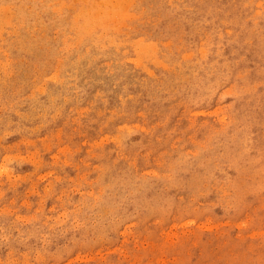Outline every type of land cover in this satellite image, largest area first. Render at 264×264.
I'll return each instance as SVG.
<instances>
[{"label":"rangeland","instance_id":"obj_1","mask_svg":"<svg viewBox=\"0 0 264 264\" xmlns=\"http://www.w3.org/2000/svg\"><path fill=\"white\" fill-rule=\"evenodd\" d=\"M99 1L0 0V264H264V0Z\"/></svg>","mask_w":264,"mask_h":264},{"label":"bare ground","instance_id":"obj_2","mask_svg":"<svg viewBox=\"0 0 264 264\" xmlns=\"http://www.w3.org/2000/svg\"><path fill=\"white\" fill-rule=\"evenodd\" d=\"M100 1H101V0H100ZM100 1H99V2H100ZM105 1H106V0H105ZM110 1L112 2V0H110ZM108 2H109V1H108ZM115 2H119V3H120V0H119V1L116 0ZM124 2H125V1H124ZM101 3H102V2H101ZM119 3H118V4H119ZM128 3H129V2L126 1L125 5H126V4L128 5ZM104 4H105V3H104ZM109 4L111 5L112 3H109ZM118 4H115V5L118 6ZM120 4H121V3H120ZM127 5H126V7L128 8ZM107 6H108V8H109V5H107ZM97 7H98V6H97ZM102 7H103V6H102ZM115 7H116V6H115ZM0 8L5 9V7H0ZM81 8H82V6H81ZM89 8H90V7H89ZM93 8H95V7H93ZM124 8H125V7H124ZM127 8H126V9H127ZM103 9H104V8H103ZM0 10H1V9H0ZM80 10L83 11V9H80ZM84 10H85V8H84ZM91 10H92V8H91ZM91 10L89 9L88 12L91 13ZM93 10H95V9H93ZM107 10H108V9H107ZM111 10H112V9H110L109 11L111 12ZM124 10H125V9H124ZM2 11H3V10H1V12H2ZM85 11H86V10H85ZM85 11H84V13L82 14V16L85 14ZM99 11H100V10H99ZM99 11H98V12H99ZM109 11H108V12H109ZM113 11H114V9H113ZM116 11H117V9H116ZM88 12H87V14H89ZM101 12H102V11H101ZM101 12H100V13H101ZM122 12H123V10H122ZM76 13H77V12H76ZM76 13H75V14H76ZM96 13H97V11H96ZM115 13H116V12H115ZM120 13H121V12H120ZM120 13H119V14H120ZM91 14H92V13H91ZM124 14H125V12H124L123 14L121 13V15H124ZM7 15H8V14H7ZM73 15H74V14H73ZM106 15H107V14H106ZM117 15H118V13H117ZM77 16H79V15L76 14L75 17H77ZM87 16H88V15H86V17H87ZM90 16H91V15H90ZM95 16H96V15L94 14V17H95ZM102 16H103V14H102ZM104 16H105V15H104ZM114 16L116 17V14H115ZM114 16H113V17H114ZM8 17H9V16H8ZM94 17H93V18H94ZM10 18H11V17H10ZM87 18H88V17H87ZM87 18H86V19H87ZM99 18H100V17H99ZM105 18H106V17H105ZM116 18H118V17H116ZM116 18H115V20H116ZM119 18H120V17H119ZM96 19H97V18H96ZM102 19H103V18H102ZM113 19H114V18H113ZM9 20H10V19H9ZM73 20L75 21V20H77V19H74V18H73ZM98 20H99V19H97V20H95V21H98ZM107 20H108V18H107ZM107 20H106V22H107ZM3 21H4V20H3ZM95 21H94V22H95ZM103 21L105 22L104 19H103ZM111 21H113V20H111ZM6 22H7V20H6ZM8 22H9V21H8ZM8 22H7V23H8ZM91 22H92V21H91ZM98 22H99V21H98ZM3 23H4V22H3ZM88 23H89V21H88ZM95 23H96V22H95ZM99 24H101V23H99ZM78 25H79V24H78ZM78 25H77V26H78ZM83 25H84V24H83ZM89 25H90V24H89ZM103 25H104V23H103ZM0 26H1V25H0ZM72 26H74V25H72ZM90 26H91V25H90ZM98 26H99V25H98ZM98 26H97V27H98ZM105 26H106V24H105ZM84 27H85V26H84ZM86 27H87V26H86ZM91 27H93V26H91ZM102 27H103V26H102ZM77 28H78V27H77ZM81 28H82V27H81ZM87 29H88V28H87ZM87 29H85V30H87ZM95 29H96V28H95ZM103 29H104V28H103ZM103 29H102V30H103ZM89 30H90V28H89ZM92 30H93V29H92ZM110 30H111V29H110ZM76 31H77V30H76ZM108 31H109V30H108ZM102 32H103V31H102ZM88 33H89V32H88ZM88 33H86V34H88ZM106 33H107V32H106ZM98 34H99V33H98ZM99 35H100V34H99ZM102 35H103V34H102ZM102 35H101V36H102ZM106 36H107V35H106ZM77 37H78V36H77ZM110 37H111V36H110ZM139 38H141V37H139ZM141 39H142V38H141ZM79 40H80V38H79ZM112 40H113V39H112ZM112 40H111V41H112ZM69 42H70V41H69ZM77 42H78V40H77ZM80 42H81V41H80ZM70 43H71V42H70ZM111 43H112V42H111ZM119 43H120V42H119ZM123 43H124V42H123ZM141 43H143V41L140 42V45H142ZM149 43H150V42H149ZM152 43H153V42H152ZM114 44H115V43H114ZM137 44H139V43L137 42ZM144 44H145V43H144ZM154 44H155V42H154ZM154 44H150V45H153V46H154ZM71 45H72V44H71ZM147 45H149V44H147ZM147 45L145 44V46L148 48L149 46H147ZM142 46H143L142 48H145L144 45H142ZM153 46H152V47H153ZM155 46H156V45H155ZM104 47H105V46H104ZM140 47H141V46H140ZM116 48H117V47H116ZM147 48H146V49H147ZM154 48H155V50H156L157 47H154ZM117 49H118V48H117ZM148 49H150V48H148ZM140 50H141V49H140ZM142 50H143V49H142ZM153 50H154V49H153ZM138 51H139V50H138ZM143 51H144V50H143ZM141 52H142V51H141ZM144 52H145V51H144ZM144 52H143V53H144ZM151 53H152V52H151ZM140 54H141V53H140ZM150 57H151V55H150ZM152 60H153V59H152ZM2 65H3V64H2ZM54 78H56V77H54Z\"/></svg>","mask_w":264,"mask_h":264}]
</instances>
